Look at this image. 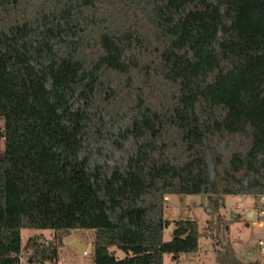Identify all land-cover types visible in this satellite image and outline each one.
<instances>
[{"label": "trees", "instance_id": "1", "mask_svg": "<svg viewBox=\"0 0 264 264\" xmlns=\"http://www.w3.org/2000/svg\"><path fill=\"white\" fill-rule=\"evenodd\" d=\"M0 118V264H57L77 229L92 264H164L202 231L203 264H264L214 219L164 240L168 194H264V0H0Z\"/></svg>", "mask_w": 264, "mask_h": 264}, {"label": "rangeland", "instance_id": "2", "mask_svg": "<svg viewBox=\"0 0 264 264\" xmlns=\"http://www.w3.org/2000/svg\"><path fill=\"white\" fill-rule=\"evenodd\" d=\"M166 218L170 223L165 227L164 240L172 239L176 228V220L181 218L197 219L200 230L208 225L210 219H214L220 227L215 230L227 243H231L236 258L243 262L263 260L260 240H264V227L254 223L258 216H250V210L257 213L258 208L254 204V197L231 195V194H176L171 193L166 197ZM229 226H226V221ZM23 245H26L31 238H40L41 242L51 241L56 232L49 228H24L21 230ZM77 237L88 244L85 254H80L71 245ZM93 230H73L69 236L64 238L65 245L60 247V258L57 264H92L91 254L93 250ZM200 251L195 253H183L178 258L167 253L164 257V264H203L213 263L216 260L214 238L210 234H202L199 238ZM114 248V247H113ZM118 258L125 257L122 249L115 248ZM31 250H24L27 258ZM29 264H35L30 263ZM48 264V263H46ZM55 264V263H53Z\"/></svg>", "mask_w": 264, "mask_h": 264}, {"label": "built area", "instance_id": "3", "mask_svg": "<svg viewBox=\"0 0 264 264\" xmlns=\"http://www.w3.org/2000/svg\"><path fill=\"white\" fill-rule=\"evenodd\" d=\"M6 140L5 128L3 126L2 119L0 118V150L4 147ZM255 203L257 204L258 211L256 215L258 219L254 221L258 226L264 227V194L256 197ZM259 245L261 246V253L264 254V240L259 241ZM18 264H29L28 258L24 254L19 255Z\"/></svg>", "mask_w": 264, "mask_h": 264}, {"label": "water", "instance_id": "4", "mask_svg": "<svg viewBox=\"0 0 264 264\" xmlns=\"http://www.w3.org/2000/svg\"><path fill=\"white\" fill-rule=\"evenodd\" d=\"M71 245L76 248L80 254H85L87 252L88 244L82 241L80 237H77L74 241H72Z\"/></svg>", "mask_w": 264, "mask_h": 264}, {"label": "crops", "instance_id": "5", "mask_svg": "<svg viewBox=\"0 0 264 264\" xmlns=\"http://www.w3.org/2000/svg\"><path fill=\"white\" fill-rule=\"evenodd\" d=\"M240 196H242V195H240ZM248 197H250V196H245V198H248ZM252 197H253V196H252ZM255 199H256V197H254V204H255V206H256L257 204L255 203ZM251 212H252V213H251ZM249 215H250V216H252V215L256 216V212H254V210H250Z\"/></svg>", "mask_w": 264, "mask_h": 264}]
</instances>
